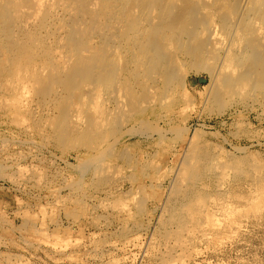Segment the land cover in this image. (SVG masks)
<instances>
[{"label":"rangeland","instance_id":"1","mask_svg":"<svg viewBox=\"0 0 264 264\" xmlns=\"http://www.w3.org/2000/svg\"><path fill=\"white\" fill-rule=\"evenodd\" d=\"M226 1L221 15L237 14L236 0ZM211 13L221 62L207 58L210 74L188 61L183 85L145 117L129 106L113 113L103 88L97 116L71 119L89 126L87 134L56 139L59 103L40 104L34 84L23 95L0 88V264H264V78L248 80L243 52L234 51L224 57L237 56L228 59L237 69L227 60L232 75L216 74L224 46L243 27L222 34L221 17ZM2 58L7 74L12 58Z\"/></svg>","mask_w":264,"mask_h":264},{"label":"bare ground","instance_id":"2","mask_svg":"<svg viewBox=\"0 0 264 264\" xmlns=\"http://www.w3.org/2000/svg\"><path fill=\"white\" fill-rule=\"evenodd\" d=\"M234 1L231 5L234 6L236 3L235 8H230L238 12L245 3L244 12L242 11L241 15L238 12L237 15L230 9L227 10L229 12H225L226 15L225 13L221 15L223 9L219 7L224 5L223 8H229L230 5L229 2L228 6L226 5V0V4H220V0H0V65L3 63L2 56L9 55L12 58L9 61L10 66L4 68L7 74L0 70V88L9 96L19 93L23 95L30 85L34 84L38 87L40 104L44 105L49 101L59 103L61 127L57 130L56 139H60L62 135L69 134L71 131L74 135L87 134L89 126L86 127L88 130L84 131L81 127L79 128V124L82 123L80 119L79 124L76 119H73L76 122H72L71 119L75 115L82 114L81 117L85 113L87 115L90 111H93L89 113L90 115L97 116L94 115V109L99 107L98 100L101 99L100 94L103 88L106 90L105 95L108 100L115 101L116 106L114 105L113 108L117 111L113 112L111 109L108 111L112 117L113 113L116 115L117 112L122 113V107L128 106L126 110L130 109L131 113L137 114L140 118L145 117L147 112L144 113V109L162 103L173 90L176 82L183 85L182 78L186 77V72L182 71L188 61L193 63L189 69L212 73V70L206 69L205 61L210 58L212 62L213 57L218 59V55L214 53L218 52L217 48L223 42V37H219L218 32H215V29H220L214 28L218 24L215 23L213 28L211 26L212 10L218 13L215 17H221L219 31L224 29L222 34L228 30V33L231 32L233 28L239 30L243 27L239 30V39L236 36V39L230 38L232 42L224 46L226 49H224L223 57L225 52V55H231L229 52L234 51L232 57L237 55L235 53L239 55L243 52L241 54L243 67L240 66V69L244 68L245 77L249 80L260 74L264 78V0H260L261 6L256 5L259 2L255 0H236L235 3ZM231 12L237 15V20H230V17L232 20L235 17L234 14H230ZM259 24L258 27L263 28H259L260 31L258 27L255 28ZM216 38H219L220 44ZM237 39L240 41L238 44L243 43V45L241 48L237 45L239 48L236 46L238 49H235L234 44L236 45ZM222 46L220 48H224ZM236 58L238 57L236 56L234 61H237ZM222 59V64L219 63L221 68L215 65L218 68L216 74L220 73V70L223 72L222 69L225 67L230 68L231 65V69H237L238 64L235 67H233L234 63L231 64L232 58L228 56L231 61L226 58L231 64L228 63L229 66L226 65L225 57ZM214 61L217 63V60ZM229 68L228 70L225 68L224 72L230 71ZM215 72L213 71L214 74ZM123 73H128L131 80L123 78ZM222 74L219 75L226 76ZM229 74L232 75V73ZM7 77L13 80L11 84L7 82ZM254 79L256 82V78ZM262 80H259L262 82V84L258 83L260 86L264 84V79ZM252 82L254 81H249L250 84ZM254 84H251V87ZM255 87L257 88L258 85ZM121 88H124L123 92L119 91ZM126 99H128L127 104ZM104 103L103 105L107 104ZM144 105L145 108H143ZM88 116V121H91V116ZM119 120L122 122L121 119ZM66 121L68 126L65 124ZM102 123L105 122L102 121ZM86 124L91 125L90 122ZM71 136L69 137L72 138Z\"/></svg>","mask_w":264,"mask_h":264}]
</instances>
